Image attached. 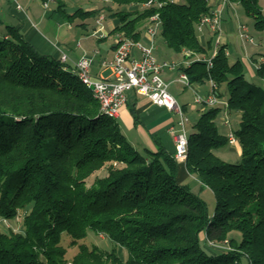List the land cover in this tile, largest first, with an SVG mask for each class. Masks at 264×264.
<instances>
[{"label":"trees","instance_id":"16d2710c","mask_svg":"<svg viewBox=\"0 0 264 264\" xmlns=\"http://www.w3.org/2000/svg\"><path fill=\"white\" fill-rule=\"evenodd\" d=\"M55 1L79 25L102 14L119 19L110 34L134 41L159 14L168 47L199 55L184 68L190 82L212 80L239 121L232 131L242 158L229 163L216 154L230 144L217 125L225 107L202 106L186 158L200 182L193 190L179 182V162L161 142L155 150L135 148L73 69L0 20V216H23L22 231L0 232V264H67L66 243L78 248L72 264H264V84L247 79L226 45L211 67L203 60L213 50L198 32L212 14L209 0H107L72 13ZM227 2L240 3L264 28L260 0ZM257 63L264 83V60ZM105 166L107 174L88 186ZM204 191L215 198L214 211ZM89 233L108 237L114 248L89 246Z\"/></svg>","mask_w":264,"mask_h":264},{"label":"crops","instance_id":"0c3cea01","mask_svg":"<svg viewBox=\"0 0 264 264\" xmlns=\"http://www.w3.org/2000/svg\"><path fill=\"white\" fill-rule=\"evenodd\" d=\"M39 1L44 9L42 14L39 13V9L35 4H32V0H23L24 5L20 4L21 2L19 1L18 3L22 5V8L12 3L11 0H0V14H5V20H2V22L4 25H13L19 28L26 40L32 43L40 53L50 55L57 59H60L63 54H66L68 56L67 66L71 69H74L75 64L82 56H91L93 58V64L90 69L91 75L97 79L110 78L112 76V71L104 65V62L112 60L114 57L119 33H110L120 25V20L117 18H106L104 15L105 19L101 22H99V19L94 21L87 20L85 21V25H79L78 20L69 21L64 18L57 10V1L54 0L49 2L48 7H45V4L42 3L41 0ZM61 1L68 13H72L79 8L75 0ZM87 1H89L91 5L90 7L84 8L86 10L98 9L108 4L106 0ZM96 1L98 5L93 6ZM222 4V0H209V5H211L213 10L222 7ZM229 4L227 3L225 5L223 11L221 43L219 46H227L229 57L241 51L243 56L249 59L252 64V69L256 72L258 60L255 54H257V51L252 54L248 52L247 43L256 46L257 41L250 33L242 17L238 14V10L233 6L232 9L229 8ZM231 4L235 5L237 3ZM230 9L235 13V18L231 17ZM101 26L103 30L99 31ZM243 26H245L247 30L244 29ZM245 32L253 37V42L242 37ZM199 38L204 45L212 41L213 50L215 49L216 34L205 29L204 32L199 35ZM236 38L238 41L237 45H240L241 48L237 47V50L234 51L236 45L233 44H236ZM139 41L143 44H147L151 41L146 29L143 30ZM154 44V54L158 61H169L178 64V67L174 69H165L162 72V77L169 84L170 92L183 106L189 118L187 125V130L189 132V127L193 126L199 119L202 106H196L195 104L191 105L192 97H189L188 93L191 91V95H193L194 92V96L195 92L207 95L212 89V86H210L211 83L210 81L191 83V86L183 84L180 81V75L184 72V68L189 66L190 61L195 59V57H199V55H193L191 57L185 51L179 53L175 52L168 47L164 37L156 38ZM134 53L137 58L140 56L138 50H135ZM202 56L203 58H207L210 55ZM238 59L240 58L238 57L237 60ZM261 59L263 61L264 57L262 56ZM222 91H224V89ZM224 93L226 92L224 91ZM222 112L225 113L224 118H218L221 125L235 132L232 123L229 125L225 124L226 119L232 121L234 115L231 116L226 108L222 109L221 113ZM117 120L129 142L138 150H143L145 148L155 150V141L158 140L168 152L175 154L177 142L176 135L179 131V118L174 112L154 104L147 96L130 90L127 93V101L121 107ZM178 180L179 182L189 184L195 191L200 190V182L188 172L186 161H179ZM203 193L208 194L207 191Z\"/></svg>","mask_w":264,"mask_h":264},{"label":"built area","instance_id":"2783aa9c","mask_svg":"<svg viewBox=\"0 0 264 264\" xmlns=\"http://www.w3.org/2000/svg\"><path fill=\"white\" fill-rule=\"evenodd\" d=\"M15 4L20 8L17 0H13ZM53 0H50L51 2ZM48 3H45V7H48ZM222 7L216 8L212 11V14L204 17L198 26L199 35H201L205 29L216 34V47L213 54L203 59L208 67L212 66V59L217 54L218 47L221 43L222 23H223V11L227 4V0H222ZM151 2L144 6H150ZM104 20V16H100L99 22ZM161 20L159 14L154 15L150 19V23L146 29L150 36V42L143 44L141 41H134L126 37L118 36V42L116 45L115 54L112 60L105 61L104 65L111 69L112 76L110 78H94L90 69L93 64V58L88 55H84L75 64L74 71L80 81L88 86H93V96L100 104L101 111L107 116L112 118H118L121 107L127 101V93L130 90H134L138 94L147 96L154 104L164 107L174 112L178 118L179 131L176 138V152L175 158L179 161H186L187 149L189 143V132L187 125L189 118L186 115L183 106L178 102L176 97L170 92L169 84L163 79L162 72L165 69H174L178 67L177 63L169 61H158L154 54V40L160 29ZM244 29L247 30L245 26ZM103 27L99 31H102ZM97 31V32H99ZM243 38L253 42L247 32L243 33ZM135 50L140 52V56H135ZM228 53V52H227ZM61 61L67 65L68 56L63 54ZM190 61L189 65L191 64ZM180 81L186 86H191L188 75L183 72L180 75ZM212 89L209 94L203 95L196 92L195 104L200 106H217L223 105L227 107V102L221 100L215 93L216 85L212 80H209ZM225 124L229 125L230 121L226 119ZM229 143L231 145L237 144V137L233 131L229 134ZM211 245H215L210 242Z\"/></svg>","mask_w":264,"mask_h":264},{"label":"rangeland","instance_id":"374dc122","mask_svg":"<svg viewBox=\"0 0 264 264\" xmlns=\"http://www.w3.org/2000/svg\"><path fill=\"white\" fill-rule=\"evenodd\" d=\"M17 1L18 2L20 1L21 2L20 4L24 5L23 4V0H17ZM75 1L77 2V5L79 7L87 8V7H90V5H91V3L89 1H87V0H75ZM11 2L14 3L12 0H11ZM7 4H9V3H7ZM20 4H19V6L22 8V5H20ZM32 4H35V6L39 9V13H41V14L43 13L44 9H43L42 5L40 4L39 0H32ZM94 5H98L97 1H96V3L93 4V6ZM232 6L236 10H238V14L242 17L244 23H246V25L248 26V28L250 30V33L254 36V38L257 41L256 46L255 45H251L250 43H247V51L250 52L251 54L253 52L257 51V54H255L256 52L254 54H255V57L257 58L258 62L260 63L261 60H262L261 59L262 56L264 57V28L261 29V28H258L256 26L255 19L252 16H249V15L246 14V11H245L244 7L240 3H237L235 5H232L230 3L228 5V7L231 8V9L233 8ZM260 6H261V8L264 11V0H260ZM124 8H126V7H124ZM231 9H230L231 17L235 18L236 17L235 13ZM4 15L5 14H0V20H5L4 19ZM101 16H104V14H102ZM105 16H106V14H105ZM105 16H104V19H105ZM158 37L163 38L161 29L158 30L156 38H158ZM235 42H236V44L235 43L233 44V45H236L234 47V51L237 50V47L241 48L240 45L239 46L237 45L238 44L237 38L235 39ZM154 47H155V44H154ZM213 51L211 52L210 56L213 54ZM238 57L241 59V61L243 63V67H244V71L246 73L247 79L252 81V82H255V83L259 84V85H263L264 84L263 81L260 78L257 77L256 72L254 71V69H252L251 62L249 61V59H247L245 56H243V53L241 51L236 53V54H232L231 57H230V60L232 62H234V61L237 60ZM257 67H258V64L256 65V70H257ZM210 86H211V84H210ZM224 91L226 92V88H224ZM188 96L192 97L191 105H194L195 104L194 99H195V96H196V92H195V96H194V92H193V95H191V91H190V93H188ZM195 105L197 106V104H195ZM224 116H225V113L224 112H222V113L220 112L219 115H218V118L222 119V118H224ZM230 123H232V126H233L234 130H237L239 128V121H237V118L235 116L232 117V121L230 120ZM217 125L219 126V129H220L221 133H223L225 135H229L230 134V132H231L230 128L222 126L220 121H219V119L217 120ZM192 130H193V126H190L189 127V133ZM216 154L219 157H221L223 160H225L226 162L238 163V162L241 161V158H242V152H241L240 143H237L236 145L227 144L226 146L218 149L216 151ZM106 174H107V166H105L101 170L97 171L91 178H89L87 180L88 186H90L93 183V181H94V179L96 177H103ZM203 195H204L205 199L207 200L211 211H214V209H215V198L213 197V195L206 194V193H204ZM22 218H23L22 214H20L17 218H15L13 220H6V219H4V218H2L0 216V232H8L9 230H14V231H17V232L22 231L23 230ZM235 236H236V238L240 237L239 234H235ZM86 241H87V244L89 246H97V247H99V248H101V249H103L105 251H111L114 248V244L108 239V237H106V236H104L102 234L89 233L88 236H87ZM65 245L67 246V248L69 250L68 255H67L69 263H67V264H72L71 263L72 258L77 253L78 248L77 247H70L68 245V243H66ZM211 251L218 252V251H215L213 249H211ZM120 255L122 257H125L126 256V251H122L121 250L120 251Z\"/></svg>","mask_w":264,"mask_h":264},{"label":"water","instance_id":"95a60500","mask_svg":"<svg viewBox=\"0 0 264 264\" xmlns=\"http://www.w3.org/2000/svg\"><path fill=\"white\" fill-rule=\"evenodd\" d=\"M90 89L93 90V86H91Z\"/></svg>","mask_w":264,"mask_h":264}]
</instances>
